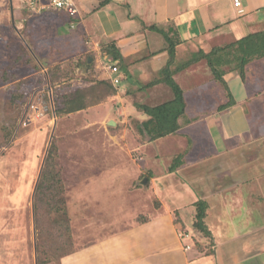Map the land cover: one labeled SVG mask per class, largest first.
<instances>
[{
	"label": "rangeland",
	"instance_id": "rangeland-1",
	"mask_svg": "<svg viewBox=\"0 0 264 264\" xmlns=\"http://www.w3.org/2000/svg\"><path fill=\"white\" fill-rule=\"evenodd\" d=\"M75 1L78 21L72 22L67 13L48 5L36 8L29 6L28 0H0V264H37L34 187L52 142L56 145L62 196L71 227L67 249L74 251L46 264H108L99 241L137 227L153 212L167 215L161 201L163 194L159 193V198L158 192L148 190L151 177L166 173L174 155L192 142L174 134L148 140L139 130V111H126L120 101L115 103L114 96L76 112L56 115L57 101L79 88L92 86L96 79H102L101 74L108 79L107 73L115 65L105 49L114 40L103 37L96 20L91 21V12L82 10V5L95 0ZM263 58L261 53L254 59ZM57 67L60 77L51 83V69ZM192 69L195 73L190 75L191 80L201 90L197 94L194 86H189L191 112L194 98H199L202 110L209 105L204 93L225 94L205 59ZM245 76L254 78L246 67ZM208 79L220 86L211 88ZM167 91L164 99L172 96L169 88ZM124 105L127 108V103ZM197 136L198 142L204 143ZM203 148L201 145L197 150ZM144 179L146 183L142 184ZM215 200L208 201L204 231L193 226L194 214H190L195 209L188 213L181 210V220L173 210L175 224L182 221L192 226L189 230L178 228V236L191 235L188 241L179 236L181 242L201 244L204 238L208 242L206 230L226 233L232 226L246 227L241 222L244 205L235 208ZM183 201L181 197L175 200L179 207ZM61 216L52 213L50 217ZM44 223L48 226L47 221ZM110 250H114L109 254L112 260L124 261L123 254L117 253L120 250Z\"/></svg>",
	"mask_w": 264,
	"mask_h": 264
},
{
	"label": "crops",
	"instance_id": "crops-1",
	"mask_svg": "<svg viewBox=\"0 0 264 264\" xmlns=\"http://www.w3.org/2000/svg\"><path fill=\"white\" fill-rule=\"evenodd\" d=\"M240 1L243 14H238L233 0H107L104 5H100L101 0H95L88 2L91 7L87 3L82 5V10L91 12L88 13L91 21L96 20L101 35L116 42L123 57L120 64L114 61L117 72L107 73L109 78H120L114 85L115 103L120 101L129 112L138 110L143 119L145 115L137 106L155 105L172 97L164 99L168 88L158 78L168 58L163 50L164 39L148 27L166 28L173 24L180 38L176 55L180 59L188 58L198 49L207 51L264 30V0ZM198 61L172 75L184 91L186 115L193 119L174 134L192 140L185 163L175 171H168V165L166 173L154 174L148 188L152 194L158 192V197L159 193L163 194L161 201L167 215L153 212L137 227L99 241L104 252L97 251L110 264H264V58L246 64L253 79L247 76L242 79L237 70L225 67L223 78L235 100L232 106L218 110V105L227 101L222 88L225 94H217L219 97L214 92L210 96L204 93L209 105H204L202 110L198 107L199 98H194L191 112L187 100L189 86H194L197 94L201 90L190 76L195 73L191 68ZM208 82L211 88L220 86V82L212 79ZM197 135L204 143L198 142ZM201 145L204 150L199 152ZM179 197L184 200L180 207L175 202ZM210 199L231 203L235 208L244 205L243 220L238 221L246 227L232 226L226 233L219 229L206 230L208 242L204 238L201 244L185 242L188 238L181 242L178 228L189 230L192 226L182 221L175 224L173 210L180 219L181 210L194 211L198 200H204L208 209ZM226 221L229 224V217ZM183 243L189 248L185 249ZM112 247L120 250L117 253L123 254L124 261L112 260L109 255L114 252L110 250Z\"/></svg>",
	"mask_w": 264,
	"mask_h": 264
},
{
	"label": "trees",
	"instance_id": "trees-1",
	"mask_svg": "<svg viewBox=\"0 0 264 264\" xmlns=\"http://www.w3.org/2000/svg\"><path fill=\"white\" fill-rule=\"evenodd\" d=\"M106 2L107 0H101L100 5H104ZM75 18L69 16L72 22L77 20ZM144 28H147V26H144ZM148 29H153L162 34L164 39L163 50L167 51L168 58L165 65L160 69L158 78L159 81L164 83L172 91V97L170 99L155 105L145 104L137 106L145 115V118L140 121L139 130L145 133L148 140L151 141L169 134H177L183 125L193 120L186 115L187 104L184 91L174 81L172 77L174 71L181 69L189 63L205 59L212 69L213 78L220 82L225 89L227 101L218 105V110H223L235 103L223 78L225 67L229 68L230 66L231 69L237 70L240 77L244 79L246 64L256 56H259V54H264V30L248 34L232 43L213 46L207 51L198 49L190 57L180 59L176 55V46L180 43V38L173 24H168L166 28L150 26ZM258 41H261L262 44L258 43ZM105 47L111 59L113 61L116 60L120 64L123 57L116 42L111 41ZM84 64L90 67L87 60H85ZM58 69V67L53 70L51 69L49 76L51 83H54L60 77ZM153 81L150 83H154ZM116 91L117 89L110 78L96 79V82L92 86L79 88L65 95L61 102L57 101L55 113L57 116H62L85 109L104 101L108 97H112ZM6 132L9 133L7 130ZM190 147L191 145H187L184 151L174 155L168 171H175L185 163L184 158ZM56 156V145L52 142L34 191L33 212L37 240L39 238L36 242L37 264L56 261L74 251L71 248L67 249V245L70 244L69 240L71 239V227L64 206L62 196L63 183L57 167ZM194 209L195 220L193 226L204 231L203 221L206 215L207 204L204 200H198L194 203ZM52 213L62 216L51 219L50 216H52ZM175 215L177 220H179L177 211H175ZM45 221L48 222V226L44 223Z\"/></svg>",
	"mask_w": 264,
	"mask_h": 264
},
{
	"label": "built area",
	"instance_id": "built-area-1",
	"mask_svg": "<svg viewBox=\"0 0 264 264\" xmlns=\"http://www.w3.org/2000/svg\"><path fill=\"white\" fill-rule=\"evenodd\" d=\"M235 7L237 8L238 14H243L244 10L241 6L240 0H233ZM28 4L31 7L41 8L44 6L50 7L55 10H60L68 14V16L74 18L78 13V8L74 0H28ZM111 72H117L116 66H111ZM111 82L113 85L119 83L120 78L118 76L111 77ZM184 240L189 237L187 233H180L179 235ZM186 248H189V245H185Z\"/></svg>",
	"mask_w": 264,
	"mask_h": 264
},
{
	"label": "water",
	"instance_id": "water-1",
	"mask_svg": "<svg viewBox=\"0 0 264 264\" xmlns=\"http://www.w3.org/2000/svg\"><path fill=\"white\" fill-rule=\"evenodd\" d=\"M110 124H114L113 122H110ZM41 172V171H40ZM39 176H40V173H39ZM39 176H38V179H39ZM145 182H146V179H144L143 181H142V184H145ZM36 184H37V182H36ZM36 184H35V187H36ZM35 187H34V190H35Z\"/></svg>",
	"mask_w": 264,
	"mask_h": 264
}]
</instances>
